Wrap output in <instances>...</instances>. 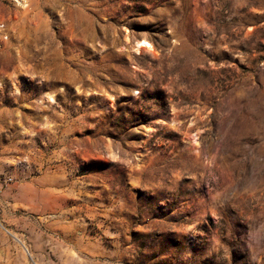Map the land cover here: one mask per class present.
I'll return each mask as SVG.
<instances>
[{"label":"rangeland","instance_id":"rangeland-1","mask_svg":"<svg viewBox=\"0 0 264 264\" xmlns=\"http://www.w3.org/2000/svg\"><path fill=\"white\" fill-rule=\"evenodd\" d=\"M0 264H264V0H0Z\"/></svg>","mask_w":264,"mask_h":264},{"label":"bare ground","instance_id":"bare-ground-1","mask_svg":"<svg viewBox=\"0 0 264 264\" xmlns=\"http://www.w3.org/2000/svg\"><path fill=\"white\" fill-rule=\"evenodd\" d=\"M17 1V0H15ZM132 49L136 53H141L142 50L151 52L153 51L152 45L146 40H137L132 44Z\"/></svg>","mask_w":264,"mask_h":264}]
</instances>
